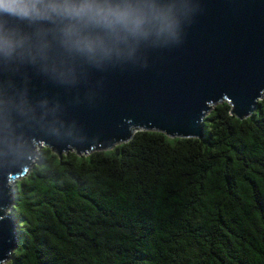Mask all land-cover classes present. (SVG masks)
Returning <instances> with one entry per match:
<instances>
[{"label":"water","instance_id":"obj_1","mask_svg":"<svg viewBox=\"0 0 264 264\" xmlns=\"http://www.w3.org/2000/svg\"><path fill=\"white\" fill-rule=\"evenodd\" d=\"M263 95L264 0H0V264L19 239L14 179L41 145L87 154L143 127L203 137L212 104L246 118Z\"/></svg>","mask_w":264,"mask_h":264},{"label":"trees","instance_id":"obj_2","mask_svg":"<svg viewBox=\"0 0 264 264\" xmlns=\"http://www.w3.org/2000/svg\"><path fill=\"white\" fill-rule=\"evenodd\" d=\"M203 137L139 128L109 149L47 145L14 179L4 264H264V95L212 104Z\"/></svg>","mask_w":264,"mask_h":264},{"label":"clouds","instance_id":"obj_3","mask_svg":"<svg viewBox=\"0 0 264 264\" xmlns=\"http://www.w3.org/2000/svg\"><path fill=\"white\" fill-rule=\"evenodd\" d=\"M92 11L90 8H78V9H69L70 13H74L76 15H81L86 12ZM25 15L27 12L24 13ZM97 15L103 16V18L108 21L109 23H123L125 25L128 24H133L136 27H139V25L142 23V21L134 17L131 12L128 11H123V12H118V11H109L108 13H103L102 11L96 12ZM111 17V19H109Z\"/></svg>","mask_w":264,"mask_h":264},{"label":"rangeland","instance_id":"obj_4","mask_svg":"<svg viewBox=\"0 0 264 264\" xmlns=\"http://www.w3.org/2000/svg\"><path fill=\"white\" fill-rule=\"evenodd\" d=\"M39 150V149H38ZM10 211V210H9Z\"/></svg>","mask_w":264,"mask_h":264}]
</instances>
